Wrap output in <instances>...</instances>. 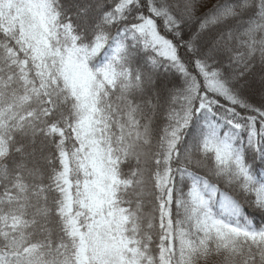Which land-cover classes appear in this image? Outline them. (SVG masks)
Here are the masks:
<instances>
[{
	"label": "snow or ice",
	"instance_id": "obj_1",
	"mask_svg": "<svg viewBox=\"0 0 264 264\" xmlns=\"http://www.w3.org/2000/svg\"><path fill=\"white\" fill-rule=\"evenodd\" d=\"M0 264H264V0H0Z\"/></svg>",
	"mask_w": 264,
	"mask_h": 264
}]
</instances>
